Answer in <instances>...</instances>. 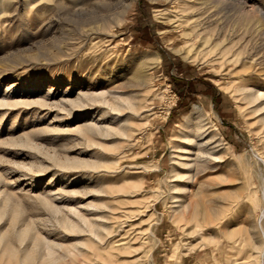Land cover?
I'll use <instances>...</instances> for the list:
<instances>
[{
  "label": "rangeland",
  "instance_id": "obj_1",
  "mask_svg": "<svg viewBox=\"0 0 264 264\" xmlns=\"http://www.w3.org/2000/svg\"><path fill=\"white\" fill-rule=\"evenodd\" d=\"M198 2L0 4V264H264V33ZM180 64L211 84H174ZM102 90L140 105L109 109Z\"/></svg>",
  "mask_w": 264,
  "mask_h": 264
},
{
  "label": "bare ground",
  "instance_id": "obj_2",
  "mask_svg": "<svg viewBox=\"0 0 264 264\" xmlns=\"http://www.w3.org/2000/svg\"><path fill=\"white\" fill-rule=\"evenodd\" d=\"M6 1L7 0H0V4H3ZM34 1L37 2L38 0H34ZM73 2H75V1H73ZM198 3L201 6L200 7L201 10L202 9H206L207 10V8L214 7L218 11L226 10V11L231 12V15H233V17H234V21H233V25L234 26H240V27L243 26L245 28H248L252 23H255L256 26H257V30H260V32L264 33V12H261L259 15H256L255 17H253L250 14L243 13L242 5L246 3L245 0H199ZM24 4H25V6L28 5L27 0H24ZM75 7H77V6H75ZM156 11H160V8L157 9ZM157 14H159V13H157ZM205 40H207V38H204V41ZM158 60H159V56H158V54L155 51H152L151 53H145L141 57V60H140V63H139V71L138 72L135 71V73H137V74L134 77L135 79L133 80L137 86H139L140 88H144L147 85V83H149L150 76L147 75V74H145V67H148V66H150L152 64H155ZM99 77L101 78V80H104V77L105 76L100 75ZM145 91L143 93H145ZM84 94H87V93H84ZM256 95H254L255 98H256ZM252 96H253V94H251V97L250 98L254 99L253 98L254 96L253 97ZM80 97L82 98V96H78L77 99H75V102H80V100H81ZM93 101H100L101 103L105 104V106L107 108H109V109H115L117 111H119V109H120L119 107L121 105L120 102H122V101H124L126 103V105L129 108L133 109V110L137 109L139 107V105H140V100L139 99H137L136 101H133L129 96H127V95H121V94H119L117 92H113L112 90L111 91L110 90H102V91H95V92H93ZM80 103H79V105H80ZM199 108H200L199 106L193 105L190 109H188L183 114V116L181 117V119L177 122V125H178L179 129L181 130V133L180 134H177L178 140L179 139H182L187 144H190L191 143L192 137L187 132L189 130H191V127H193L192 126L193 117L198 112ZM263 119H264V116H263ZM85 126L94 127L95 125H94V123L93 124L92 123H89V124H87ZM76 127L79 130H81L83 128V126H79V127L76 126ZM116 130H117V132H119L121 134L128 135L126 128L117 127ZM105 132H101V133H105ZM176 147H178V146H176ZM66 161L67 160H64L62 163L65 164ZM79 162H83V161H79L78 159H74L72 162H69V164L70 163L71 164L72 163H79ZM261 191H262L261 192L262 193V196L264 198V178H263V188H262ZM55 209H57V207H55ZM260 213H261V215H264V210L262 212H260ZM60 219H61L60 221L62 223H69L71 225H74V222L72 220L67 219V217H61ZM81 220L82 221H85L83 218H81ZM89 225L92 227L91 230H93V232L92 231L91 232L93 233V235H95L97 233L96 232V230H97L96 225L94 223H92V222H90ZM26 235H27L26 234V230L25 229H22L21 231H19L17 233L18 240L22 243L25 240ZM97 236H98V234H97ZM3 237L4 236L0 233V241L3 240ZM43 245H44V247H43L44 249H43L42 253L40 254V257L43 258V259H45V260L55 259V252H54V250H53V248L51 246V242L48 241V240H45L44 243H43ZM262 247H263V245H262ZM29 255H30L29 250L28 249H24L23 250V258L25 259L27 257H30Z\"/></svg>",
  "mask_w": 264,
  "mask_h": 264
},
{
  "label": "crops",
  "instance_id": "obj_3",
  "mask_svg": "<svg viewBox=\"0 0 264 264\" xmlns=\"http://www.w3.org/2000/svg\"><path fill=\"white\" fill-rule=\"evenodd\" d=\"M181 65L182 64L178 66V69H175L178 74L172 78L174 84H211L208 80H205L203 76H196V73L192 72L191 68H188L185 72V75H188L189 79L183 77L181 74L182 71L180 72L182 69ZM177 91L180 95H184L183 90L177 88Z\"/></svg>",
  "mask_w": 264,
  "mask_h": 264
}]
</instances>
